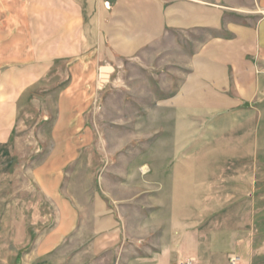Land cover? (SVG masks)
<instances>
[{
	"label": "crops",
	"instance_id": "0c3cea01",
	"mask_svg": "<svg viewBox=\"0 0 264 264\" xmlns=\"http://www.w3.org/2000/svg\"><path fill=\"white\" fill-rule=\"evenodd\" d=\"M176 37L183 40L182 46ZM165 40H169L171 53L162 60L173 65L157 74L166 76L167 83L160 86L165 97L155 105L173 112L177 127L191 126L193 113L199 119L216 116V141L233 145L230 150L217 151L214 158L255 160V114L257 109L264 111L256 106H264V0H254L251 5L239 0H60L54 9H48L47 0H0L1 153L8 149L23 96L47 76L55 60H71L77 67L87 64L88 69L83 78L75 76L72 85L62 91L63 107L79 103L80 95L90 93L95 78L90 68L95 72L97 65L112 60L114 54L121 60L138 59L146 46ZM176 47L184 48L176 53ZM61 113L55 123L53 146L34 175L42 194L64 208L63 202L69 201L61 194L62 169L77 154L79 139L77 135H59L65 123V111ZM67 126L79 132L77 119ZM241 143L252 149L243 146L241 153ZM206 152H201V159L208 158ZM183 177L180 174L171 182L170 202L142 204L162 209L165 217L153 213L149 221L137 215L131 219L129 202H118L119 214L114 204L101 197L88 202V222L93 223L89 255L99 257L118 247L117 264H176L191 257L195 264H231V255L240 251L244 238L239 217L233 212L222 214L221 220L228 227L220 229L212 225L219 219L209 215L237 198L233 194L227 201L223 198L225 202H207L208 176L200 174L193 183ZM252 183L254 190V176ZM186 189L197 190L200 201L177 202L181 190ZM67 210L75 226L79 214L72 206ZM132 221L139 224V231L127 230ZM149 222L155 225L144 227ZM66 233L58 231L56 237ZM243 264H248L247 259Z\"/></svg>",
	"mask_w": 264,
	"mask_h": 264
},
{
	"label": "rangeland",
	"instance_id": "374dc122",
	"mask_svg": "<svg viewBox=\"0 0 264 264\" xmlns=\"http://www.w3.org/2000/svg\"><path fill=\"white\" fill-rule=\"evenodd\" d=\"M59 1L47 0L48 9L56 8ZM239 1L251 5L254 0ZM175 40L183 45L182 39ZM168 43L165 40L146 46L138 59L121 60L114 54L112 60L97 65L95 72L90 68L95 73L93 87L90 93L80 95L79 103L60 105L62 91L72 85L75 76L83 78L88 71L87 64L77 67L71 60H55L47 76L23 96L8 149L5 154L0 151V264H108L109 258L110 264H117L118 247L99 257L92 252L89 255L93 223L88 222V202L101 197L116 206L117 214L118 202H129L131 219L137 215L149 221L153 213L166 214L142 204L170 202L168 188L180 174L192 183L200 174L208 176L207 202H225L234 194V202L209 215L219 219L212 225L226 229L228 223L221 220V215L236 214L244 237L240 251L234 254L241 257L239 264L244 259L248 264H264V111L257 109L255 114V160L214 158L217 151L230 150L233 145L216 141V116L209 114L199 119L193 113L191 126L177 127L173 112L155 105L165 97L160 91L162 83H167L166 76L157 74L173 65L162 60L171 53ZM183 48L176 47V53ZM256 106L264 108L263 104ZM61 111H65V123L59 135L72 134L79 139L77 154L62 169L61 194L69 201L63 202L64 208L42 194L34 175L53 146L55 123ZM243 117L246 119V115ZM72 119L79 122V132L67 126ZM239 133L243 134V130ZM240 146L243 153V146L248 144ZM202 151H207L208 158L201 159ZM181 192L177 202L200 199L197 190ZM68 206L79 214L75 226L68 219ZM151 224L155 225L149 222L144 227ZM138 226L132 221L127 230L139 231ZM58 231L67 233L58 239Z\"/></svg>",
	"mask_w": 264,
	"mask_h": 264
},
{
	"label": "built area",
	"instance_id": "2783aa9c",
	"mask_svg": "<svg viewBox=\"0 0 264 264\" xmlns=\"http://www.w3.org/2000/svg\"><path fill=\"white\" fill-rule=\"evenodd\" d=\"M240 256L238 255H231L230 263L231 264H239L240 262ZM176 264H195V258H187L185 260H180Z\"/></svg>",
	"mask_w": 264,
	"mask_h": 264
}]
</instances>
